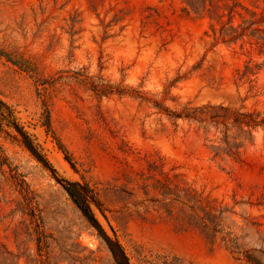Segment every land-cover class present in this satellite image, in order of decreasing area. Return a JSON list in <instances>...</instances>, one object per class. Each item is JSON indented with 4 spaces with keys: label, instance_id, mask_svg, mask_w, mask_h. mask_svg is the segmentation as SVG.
I'll use <instances>...</instances> for the list:
<instances>
[{
    "label": "rangeland",
    "instance_id": "rangeland-1",
    "mask_svg": "<svg viewBox=\"0 0 264 264\" xmlns=\"http://www.w3.org/2000/svg\"><path fill=\"white\" fill-rule=\"evenodd\" d=\"M237 1L246 18L264 10V0ZM186 7L0 0V264H264V129L241 162L214 159L213 129L206 139L175 126L132 92L170 110L264 114V52L214 44L210 24L219 25ZM83 76L124 93L97 95ZM165 186L224 208L216 234L171 204Z\"/></svg>",
    "mask_w": 264,
    "mask_h": 264
},
{
    "label": "trees",
    "instance_id": "trees-1",
    "mask_svg": "<svg viewBox=\"0 0 264 264\" xmlns=\"http://www.w3.org/2000/svg\"><path fill=\"white\" fill-rule=\"evenodd\" d=\"M183 2L188 7L184 8L185 10L189 9L195 13L206 12L208 17L219 25L216 28L214 23L210 24L214 44L231 46L240 43L242 48L247 43L258 48L260 54L264 52V10L250 12L249 18H246L237 13L236 8L243 7L237 0H183ZM220 3H223V7L220 6ZM235 15L239 16V22L235 20ZM224 16H227L226 21L223 20ZM251 71L249 65H246L242 76H247ZM83 77V82L90 83L89 89L97 95H108L113 92L123 95L124 93L109 85H96L90 81L91 78ZM132 92L136 95L134 97L149 103L157 111V114L164 115L175 126L177 121L186 122L189 126L194 125L196 132L202 131L206 139L213 129L214 138L208 141L212 144L210 149L214 159L221 158L224 161L228 159L234 163L241 162V150L247 143L253 141V132L264 129V114L256 111H244L223 104L209 103L196 107L184 104L170 110L159 100H154L152 97L146 99L140 92L133 90ZM65 190L113 249L112 244L106 239L99 224L93 218L86 199L77 184L66 183ZM164 191V197L172 196L171 204L180 205L181 210L187 208V211L183 213L186 217L198 220L204 227L210 229L213 235L216 234V227L224 208L217 209L194 190L175 188L174 191H171L165 186ZM246 258L254 264H260L252 256H246ZM162 264L183 263L178 258H173L171 262L164 259Z\"/></svg>",
    "mask_w": 264,
    "mask_h": 264
}]
</instances>
